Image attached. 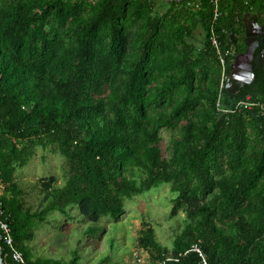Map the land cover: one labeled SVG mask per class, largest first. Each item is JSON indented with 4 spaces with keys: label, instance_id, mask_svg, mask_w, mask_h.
Segmentation results:
<instances>
[{
    "label": "trees",
    "instance_id": "16d2710c",
    "mask_svg": "<svg viewBox=\"0 0 264 264\" xmlns=\"http://www.w3.org/2000/svg\"><path fill=\"white\" fill-rule=\"evenodd\" d=\"M192 1L198 13L174 2L160 16L155 0H0V204L14 241L1 244L4 264H20L14 251L26 264H79L78 253L68 263L33 259L40 223L74 210L96 234L104 218L125 214L126 200L165 184L177 195L170 217L186 222L171 249L144 225L138 246L149 264H264V45L253 82L232 96L223 79L246 52L248 0H219L217 19L213 0ZM258 16L264 25V8ZM184 19L191 25L174 27ZM199 28L200 52L187 42ZM213 33L224 73L207 69L220 58ZM163 130L174 136L170 161ZM38 147L65 158L66 183L40 180L33 211L15 175ZM134 170L140 181L127 176Z\"/></svg>",
    "mask_w": 264,
    "mask_h": 264
},
{
    "label": "rangeland",
    "instance_id": "374dc122",
    "mask_svg": "<svg viewBox=\"0 0 264 264\" xmlns=\"http://www.w3.org/2000/svg\"><path fill=\"white\" fill-rule=\"evenodd\" d=\"M100 1L89 0L88 7L91 8ZM186 1L188 0H155V12L163 16L174 2L179 3L177 6L179 11L186 8L189 11L199 12V2L192 1L186 5ZM248 6L250 7L249 13L252 16H258L263 11L264 0H248ZM186 25H191V23L188 24L184 19L181 23L175 24L174 27L179 28ZM140 26L141 24L137 23L129 30L130 39L134 38L135 33L140 30ZM166 32V29H162L164 36H166ZM240 37L246 40V28ZM187 42L193 44L200 52L205 46L206 33L202 28H199ZM245 48L247 49L246 44ZM234 54H236L235 50L230 53L232 56ZM207 69L208 71L222 69L224 73L225 65L219 58V61L211 62ZM225 78L226 81L229 80L227 77ZM201 79L200 75L197 81L199 82ZM209 85L210 80L207 78V82L202 88L197 84V91L204 90L207 92ZM226 105L225 112L232 110L234 101L228 96ZM162 136L161 146L165 158L170 161L173 157L172 146L174 144L172 141L174 136L168 130H163ZM35 152L32 161L25 168L18 170L15 175V182L24 190L23 198L26 206L33 211H39L43 199L40 180H47L55 176L58 181L56 185L63 187L66 183L64 171L66 160L61 154H55L50 149L38 147ZM133 175L139 181L141 180L139 171L134 170L127 173L128 177ZM4 188L0 184L1 194L4 192ZM171 189V185L165 184L132 200H126L125 214L118 219L104 218L99 223L96 234H88V229L93 225L74 210L70 211L69 217L59 212L49 215L47 221L40 223L36 229V239L30 244L33 259L58 260L68 263L78 253L81 258L79 264H105L107 260H110L109 264H149V254L138 246L140 233L146 229L144 225H151L156 232L157 240L169 249L173 247L175 239L185 227L186 216L184 214H180L176 218L170 217L173 209L172 201L177 196L172 193Z\"/></svg>",
    "mask_w": 264,
    "mask_h": 264
},
{
    "label": "water",
    "instance_id": "95a60500",
    "mask_svg": "<svg viewBox=\"0 0 264 264\" xmlns=\"http://www.w3.org/2000/svg\"><path fill=\"white\" fill-rule=\"evenodd\" d=\"M244 25L246 28V52L240 54L234 64V71L227 82V91L232 96L237 95L247 84H251L255 78L254 64L256 53L261 45L260 38L264 35V26L260 25L259 17L252 16L250 13L244 17ZM263 61L264 52L261 55ZM246 63L247 67L242 72L240 65ZM241 75V76H240ZM2 234L0 233V264H4Z\"/></svg>",
    "mask_w": 264,
    "mask_h": 264
},
{
    "label": "built area",
    "instance_id": "2783aa9c",
    "mask_svg": "<svg viewBox=\"0 0 264 264\" xmlns=\"http://www.w3.org/2000/svg\"><path fill=\"white\" fill-rule=\"evenodd\" d=\"M213 3L216 6V19H217L219 0H213ZM212 40H213V46L215 47V49H217V52L220 56V59H221L223 65H226V56L221 51V42L218 41L217 37L214 36V33H213V39ZM225 79L226 78H224V81H226ZM248 107H251V105H249ZM0 233L2 234V242H4L8 247L12 248L14 245L12 232H11L10 225L8 223V218H7L6 212H5V210L1 204H0ZM196 251L201 253V250L198 247H196ZM13 259L15 262H18L20 264H26L23 255L17 251L13 252Z\"/></svg>",
    "mask_w": 264,
    "mask_h": 264
},
{
    "label": "bare ground",
    "instance_id": "6f19581e",
    "mask_svg": "<svg viewBox=\"0 0 264 264\" xmlns=\"http://www.w3.org/2000/svg\"><path fill=\"white\" fill-rule=\"evenodd\" d=\"M239 67H240L239 70H241L242 72H244V70L246 69L247 65H246V63H243V64L240 65ZM240 76H241V75H240Z\"/></svg>",
    "mask_w": 264,
    "mask_h": 264
},
{
    "label": "flooded vegetation",
    "instance_id": "af4514ba",
    "mask_svg": "<svg viewBox=\"0 0 264 264\" xmlns=\"http://www.w3.org/2000/svg\"><path fill=\"white\" fill-rule=\"evenodd\" d=\"M262 26H264V25H262ZM260 41H261V45H262V44L264 45V35L261 36ZM261 45H260V47H261ZM260 47H259V48H260Z\"/></svg>",
    "mask_w": 264,
    "mask_h": 264
},
{
    "label": "crops",
    "instance_id": "0c3cea01",
    "mask_svg": "<svg viewBox=\"0 0 264 264\" xmlns=\"http://www.w3.org/2000/svg\"><path fill=\"white\" fill-rule=\"evenodd\" d=\"M260 25H262V24L260 23ZM245 44H246V40H245Z\"/></svg>",
    "mask_w": 264,
    "mask_h": 264
}]
</instances>
